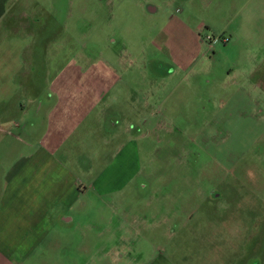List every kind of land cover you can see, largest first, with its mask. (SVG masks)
I'll return each instance as SVG.
<instances>
[{
    "label": "rangeland",
    "instance_id": "obj_1",
    "mask_svg": "<svg viewBox=\"0 0 264 264\" xmlns=\"http://www.w3.org/2000/svg\"><path fill=\"white\" fill-rule=\"evenodd\" d=\"M2 2L0 44L45 103L57 77L103 92L55 154L94 181L14 264H264V0ZM4 119L0 204L44 131Z\"/></svg>",
    "mask_w": 264,
    "mask_h": 264
},
{
    "label": "crops",
    "instance_id": "obj_2",
    "mask_svg": "<svg viewBox=\"0 0 264 264\" xmlns=\"http://www.w3.org/2000/svg\"><path fill=\"white\" fill-rule=\"evenodd\" d=\"M2 1L4 0H0V16ZM151 6V12L157 11L154 5ZM10 46L7 43L0 44V107L5 108H0V119L5 118L8 123L15 124L25 119V127L36 125L40 130L44 128V131L39 140L42 144H39L38 153L25 158L17 169H13L6 182L9 184L0 204V264H14V260L19 258L17 253L26 252L30 244L44 242L53 220L66 225L72 222L66 211L82 190L87 189V184L94 181L91 177L93 166L85 168L79 162L71 163L55 154L56 150H61V155H68L66 148L69 145L66 147V143L73 135L61 137L60 134L77 132L80 126L85 125L89 119L88 108H95L103 94L100 88L90 87L89 92L81 91L75 95L63 90L68 84L61 77H57L50 82L51 88L55 87L56 91L45 103L44 95L39 90L42 86L36 85H43L45 80L42 79L39 83L33 78L30 79L27 67L22 61L23 48L20 47L13 55ZM76 79L72 75L70 81L76 82ZM90 82L92 84L91 79ZM58 88L60 90L57 92ZM29 92L33 95L35 93L34 98L29 99ZM10 107L19 114L12 117ZM30 117H36L35 124ZM111 125L113 126V122ZM249 213L254 214L252 211ZM256 218L258 215H254V219ZM242 220L244 219H240ZM216 227L218 228L217 225ZM13 245L18 246L15 249ZM114 255L119 256L120 261L130 264L120 252H114ZM169 260L159 254L147 264H175ZM184 262L185 259L181 257L179 264Z\"/></svg>",
    "mask_w": 264,
    "mask_h": 264
}]
</instances>
